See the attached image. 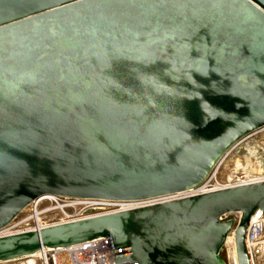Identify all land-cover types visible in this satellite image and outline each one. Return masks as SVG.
Wrapping results in <instances>:
<instances>
[{
	"label": "water",
	"instance_id": "95a60500",
	"mask_svg": "<svg viewBox=\"0 0 264 264\" xmlns=\"http://www.w3.org/2000/svg\"><path fill=\"white\" fill-rule=\"evenodd\" d=\"M264 125V0H0V228L46 195L198 186ZM264 181L0 237V262L108 237L124 264H224ZM240 212L237 223L225 218Z\"/></svg>",
	"mask_w": 264,
	"mask_h": 264
},
{
	"label": "built area",
	"instance_id": "2783aa9c",
	"mask_svg": "<svg viewBox=\"0 0 264 264\" xmlns=\"http://www.w3.org/2000/svg\"><path fill=\"white\" fill-rule=\"evenodd\" d=\"M229 157H235L239 163L237 165L234 162L225 176L219 177ZM258 181H264V125L236 141L219 158L198 186L188 189L191 192L179 196L194 195ZM149 199L113 200L46 194L31 201L26 209L1 227L0 237L165 200L134 203ZM228 214L230 215L227 216ZM225 218H231L237 223L240 212L227 213ZM244 243L249 264H264V214L261 210H256L251 216L245 231ZM124 252L125 250H115L108 237L100 236L65 247H42L35 253V256H24L15 261L22 260L18 264H30L28 261L32 258V264H124L125 262L116 260V257ZM221 256L224 264H238L234 228L226 235Z\"/></svg>",
	"mask_w": 264,
	"mask_h": 264
},
{
	"label": "bare ground",
	"instance_id": "6f19581e",
	"mask_svg": "<svg viewBox=\"0 0 264 264\" xmlns=\"http://www.w3.org/2000/svg\"><path fill=\"white\" fill-rule=\"evenodd\" d=\"M236 163H239V160L236 159L235 160ZM238 165V164H237ZM191 191L189 190H186V191H182V192H179V193H174V194H169V195H164V196H159V197H156V198H150L149 200H144V201H140V202H134V203H142V202H146V201H152V200H157V199H168V198H172V197H176V196H179V195H184L186 193H189ZM27 207V206H26ZM26 207L24 209H26ZM23 209V210H24ZM233 213V212H232ZM31 256H35V253L31 254V255H27L25 257H31ZM15 260V259H13ZM13 260H9V261H13ZM4 262V261H3ZM238 262V261H237ZM28 263L32 264L33 263V259H29Z\"/></svg>",
	"mask_w": 264,
	"mask_h": 264
},
{
	"label": "rangeland",
	"instance_id": "374dc122",
	"mask_svg": "<svg viewBox=\"0 0 264 264\" xmlns=\"http://www.w3.org/2000/svg\"><path fill=\"white\" fill-rule=\"evenodd\" d=\"M235 160H236L235 157H229L227 159V161L225 162V166L221 169V171L219 173V177H224L225 176L227 171L232 167L233 163L236 162ZM229 215L230 214H228L227 216H229ZM20 261H22V260L5 261V262H0V264H18V262H20Z\"/></svg>",
	"mask_w": 264,
	"mask_h": 264
}]
</instances>
